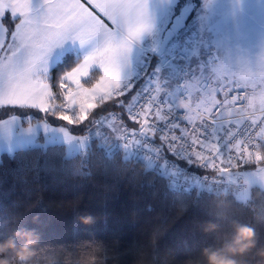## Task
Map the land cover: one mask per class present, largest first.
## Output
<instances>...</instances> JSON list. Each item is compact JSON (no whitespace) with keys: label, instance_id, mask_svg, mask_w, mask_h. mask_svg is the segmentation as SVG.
<instances>
[{"label":"trees","instance_id":"1","mask_svg":"<svg viewBox=\"0 0 264 264\" xmlns=\"http://www.w3.org/2000/svg\"><path fill=\"white\" fill-rule=\"evenodd\" d=\"M205 2L179 0L175 8L168 7V12L165 5L150 3L144 18L149 27L155 28L154 46L152 43L132 45L137 58L130 62L134 71L128 75L132 74L130 80L134 79L141 88L155 90L153 102L158 105V121L166 123L184 111L186 124L204 125L213 111L220 108L210 129L208 144L223 168L219 170L213 163L190 164L189 169L203 181L194 179V182L186 177L187 184L195 187L190 185L185 187L187 190L177 191L171 185L174 178L161 174L160 167L148 165L147 159L134 151V145L121 137L123 125L134 130L138 124L118 109L115 115L125 116L118 127L119 145L112 142L107 130L102 137H93L86 149L74 156H68L65 144L59 142L17 148L11 153L4 151L0 156V244L11 240L15 247L0 251V264H207L204 250L224 249L240 226L253 230L254 247L230 258L235 264H264L261 254L264 251V189L252 186L248 198L242 200L234 185H229L234 176H240L241 170L261 165L253 164L247 157L241 163L226 162L218 155L219 147L215 148L212 138L218 132L220 120L230 118L241 125L248 117L247 121L256 127L253 149L261 145L264 150V107L251 109L252 95L224 75L222 68L227 67L230 59L226 44L207 46L205 50H210L211 58L206 61L197 54V41L206 37L213 39L219 34L206 23L195 26L189 36V46L178 47L179 52L175 49L173 53L169 47L173 39L162 57L155 54L164 31L180 9L191 3L193 10L187 24L199 21ZM192 41H195L193 45ZM175 66L183 74L179 76L183 88L179 92L164 83L165 72L171 74ZM187 82H192L193 88H184ZM226 83L229 92L224 90ZM203 88H214L217 100L211 107L197 108L193 95L198 100L205 98ZM240 91L246 92L247 105L235 109L230 106L231 96ZM111 106L112 101L107 102L97 112ZM10 117H19L22 126L45 119L53 126L68 127L75 133H85L88 127V123L81 127L72 126L71 122L65 124L38 109L0 107V121ZM118 121L121 120L115 122ZM149 121L152 122L151 117ZM168 129L173 130L174 138L196 140L199 137L198 133L188 135L186 125L171 123ZM143 132H152V128ZM148 136L168 153L164 136L157 139L154 132ZM209 225H214V230L208 231ZM25 247L30 255L21 261L19 252Z\"/></svg>","mask_w":264,"mask_h":264},{"label":"snow or ice","instance_id":"2","mask_svg":"<svg viewBox=\"0 0 264 264\" xmlns=\"http://www.w3.org/2000/svg\"><path fill=\"white\" fill-rule=\"evenodd\" d=\"M87 4L91 7L81 0H0V107L38 109L72 126L123 120L115 115L118 109L139 126L148 121L147 135L154 132L159 139L173 121H158L155 90L124 74L132 45L148 27L146 3ZM109 100L111 107L91 111Z\"/></svg>","mask_w":264,"mask_h":264},{"label":"rangeland","instance_id":"3","mask_svg":"<svg viewBox=\"0 0 264 264\" xmlns=\"http://www.w3.org/2000/svg\"><path fill=\"white\" fill-rule=\"evenodd\" d=\"M147 1L148 0H145V2ZM165 2V9L166 12H168V7L173 5V7L175 8L179 0H165ZM238 3H241L242 7H244L245 10L253 16V18L260 19V17L263 16L264 0H237V4ZM203 7L204 14L200 18V20L194 22L190 21L187 24L186 28L174 38L171 45L169 46L172 48L171 52H179L178 47L185 48L186 45L189 46V40H191L189 36L192 34L193 30L195 31V26L200 27L201 25L206 23L208 24L209 28L214 27V31H218L219 34L215 35L213 39H210L208 37L203 39L200 38L201 40L197 41L196 43L197 49L199 48L197 54L201 56L204 61H206L208 57L211 58L210 50H205L207 46L209 48V46L212 47L214 44L215 46L218 44H226L228 46L226 48V51L230 54V59L228 60V63L226 62V76L229 78V80H234L235 85L239 87L243 86L244 88H246L252 95L253 102H255L257 105H264V33L261 34V31L258 30H248L246 28L247 26H245L244 23L240 20L239 15L237 14L231 0H206ZM147 28H149L147 29V31H149L152 27ZM205 31H207V28L205 29ZM195 41H192L191 44L193 45ZM200 42H202V45L200 44ZM135 52L136 49L132 46L131 51L128 54V64L124 70V74L126 78L129 77V80L132 74L128 75V73H132L134 71V68L132 67V65H130V62L132 60H134L135 62V59L137 58V52ZM134 53L136 54L135 57ZM180 75L183 76L182 71H180L176 66L171 71V74L165 72V85L168 88L175 90L176 92L181 91L183 88L180 87ZM256 84H260V88H256ZM189 87L193 88L192 82H187L184 88ZM228 88L229 86L226 83L224 88L225 92H229ZM202 91V94L205 96V98H199L200 101L198 100L197 96L193 95L194 106L197 108H206L213 106L217 100L214 88H203ZM110 101L111 100L105 101V103ZM99 107H102V105H98L96 109H93L91 111L97 112ZM109 115H111V113H109ZM118 115L121 116V114ZM125 115L127 117L126 112ZM86 123H88V127L85 133H75L68 127L53 126L49 124L45 119L31 123L28 126H22L21 119L19 117H10L4 121H0V156L4 151L11 153L17 148H25L29 146H46L47 144H51L52 142L65 144L67 155L74 156L77 153L83 152L93 137L100 138L104 133L107 132V130L108 132H110V137L113 140L112 142H114L115 145H119L120 138L118 127L123 123L122 120L120 122H115V120H112L101 123L99 120L93 119L91 122ZM146 125L147 124L145 121L144 124L136 126L134 130L130 129L127 125H123L124 132L122 133L121 137L126 142H130L134 145L135 152L138 151L137 147L138 145H140L141 139H145L148 137L149 139H151L150 136L143 132L148 128L146 127ZM81 126H83V124H81L80 127ZM128 136L131 138V140L127 139ZM165 144L167 152H174L176 156L173 157V160L170 161V157L166 156V152H164L159 145V150L157 153L159 161L154 162L156 166L152 167H160L158 168V170L163 175L169 176V174H173L175 181L179 182V177L176 175V173H172L173 170H178L179 165H177L176 169H172L170 162L173 163L174 161H176L175 158L178 157H181L188 161H192V153H190L183 147H178L179 145H172L168 141H166ZM261 150L262 147L261 145H259L258 148L255 149V151L254 149H252L251 152L238 153L239 155H241V159H235L234 156L237 154L231 153H227V156L223 158V160H225L226 162L236 161L237 163H241L242 161H244L243 159L247 157L248 160L252 159L251 162L253 164L261 165L253 169L241 170L240 176H238L237 178V175L234 176L232 178V181L229 183V185H234V189L236 190V192H240H237V196L242 200L248 198L250 188L252 186H260L261 188H264V165H262L264 163V150ZM253 155L255 157H253ZM199 161L201 165L204 163V160L202 159H199ZM256 161L258 163H256ZM245 162L248 161L246 160ZM221 168H223L222 165ZM187 170L195 180H198V177L200 176L196 175L195 171L190 169ZM198 181L202 182L203 180ZM190 187H195V184H191Z\"/></svg>","mask_w":264,"mask_h":264},{"label":"built area","instance_id":"4","mask_svg":"<svg viewBox=\"0 0 264 264\" xmlns=\"http://www.w3.org/2000/svg\"><path fill=\"white\" fill-rule=\"evenodd\" d=\"M247 105V98H246V92L240 91L238 93H235L231 96V103L230 106L235 109L243 108ZM220 114V108H216L212 116L209 117V120L207 119L205 121L204 125H200L198 123L191 124V123H185V112L179 111L175 114L172 121L173 124L177 126H183L186 125L188 127V135L191 134H197L199 137H197L196 140L189 139L188 137H183V140L181 138H174L172 135L169 136L168 131L165 130L164 138L169 142L170 140H176L175 145H179L187 149L190 153H192V161H190L193 164H198L199 166H205L208 165L206 160L210 163L212 162L217 169H221V165L219 161L216 159V156L212 150H209V141L211 140L210 135V129L215 124L214 118ZM252 116V115H250ZM247 120L248 117H247ZM244 124L238 125L230 118H227L226 120H220V124L218 126V132L215 135H212L214 146L219 147L218 149V155L222 157V159L227 156V153L231 154H237L234 156L235 159H241V155L238 153H247L251 152V150L254 148L253 141H254V135L256 131L255 125L253 126L250 121H247ZM142 136V135H141ZM140 136V139H141ZM128 140H131V138L128 136ZM199 146V148L197 147ZM138 151L137 153L141 156L146 158L147 160H150L152 163L159 161L157 157V153L159 150V145L157 142L145 138L141 139L140 145L137 147ZM174 153V152H171ZM204 157L206 160L201 165L199 159L204 160ZM180 159H183L181 157H178ZM199 161V162H198ZM237 163L236 161H232ZM171 168L176 169L177 168V162L174 161L173 163L170 162ZM191 177H193L191 175ZM194 178V177H193ZM198 180H203L202 177H198Z\"/></svg>","mask_w":264,"mask_h":264},{"label":"clouds","instance_id":"5","mask_svg":"<svg viewBox=\"0 0 264 264\" xmlns=\"http://www.w3.org/2000/svg\"><path fill=\"white\" fill-rule=\"evenodd\" d=\"M87 222V221H86ZM214 225H209L207 230H214ZM255 233L246 226H240L236 229L233 240L224 249L218 251L204 250L203 255L206 257L207 264H235L230 257L237 253H244L254 247ZM15 247L14 241H7L0 244V251ZM264 255V251L261 253ZM30 252L27 247L19 252V259L25 261L28 259Z\"/></svg>","mask_w":264,"mask_h":264},{"label":"crops","instance_id":"6","mask_svg":"<svg viewBox=\"0 0 264 264\" xmlns=\"http://www.w3.org/2000/svg\"><path fill=\"white\" fill-rule=\"evenodd\" d=\"M232 1H234V3H235V4L233 3V5L235 6L236 12L239 15L240 20L244 23L245 26H247L246 28L248 30H250V31H256V30H258V31H261V34L264 33V13H263V16L260 17V19L253 18V16L250 13H248L245 10L244 7H242V4L241 3H238L237 4V0L236 1L235 0H232ZM81 2L82 3H85L83 0H81ZM144 2H145V0H144ZM145 3H146V8H145V11H146L147 10V6L150 3H153L154 5H156L158 3H161L162 5H165L166 2H165V0H148ZM85 5L88 6V4H86V3H85ZM147 29H149V28H147ZM147 29L142 34L141 38L137 42H135L136 44L134 43L135 45L147 46L148 44L152 43L150 45L151 46H154V44H153V42H154L153 36H154L155 32L153 30L155 28L152 27L149 31H147ZM213 68H215V67H213ZM222 70L224 72L226 70V68L223 67ZM224 75H226V74L224 73ZM260 86H261L260 84H256V88H260ZM262 107H264V105L263 106H262V104L261 105H257L256 103L254 105V102L253 103L251 102V109H253V110H258V109H260Z\"/></svg>","mask_w":264,"mask_h":264},{"label":"water","instance_id":"7","mask_svg":"<svg viewBox=\"0 0 264 264\" xmlns=\"http://www.w3.org/2000/svg\"><path fill=\"white\" fill-rule=\"evenodd\" d=\"M193 5L191 3L183 6L178 15H176L170 24L169 28L165 31L162 36L161 43L155 54L159 57L164 55V52L169 45V43L176 37V35L183 30L192 14Z\"/></svg>","mask_w":264,"mask_h":264}]
</instances>
